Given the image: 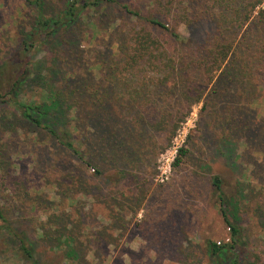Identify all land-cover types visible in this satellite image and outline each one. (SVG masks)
Listing matches in <instances>:
<instances>
[{"label":"rangeland","instance_id":"1","mask_svg":"<svg viewBox=\"0 0 264 264\" xmlns=\"http://www.w3.org/2000/svg\"><path fill=\"white\" fill-rule=\"evenodd\" d=\"M50 1L54 12L65 4V0ZM117 2L141 11L148 4V0ZM98 6L83 16V23L88 16L82 36L87 61L98 55L118 57L121 33L110 32L116 24L123 25L125 16L116 3ZM32 11L25 0H0V65L4 73L0 76V210L24 233L33 253L31 260L25 258L0 228V264H77V260L78 264H216L208 253V241L229 242L230 231L218 209L211 184L214 176L221 179L224 193L234 196L241 184L249 199L230 207L234 217L230 218L240 229V264H249L257 253L263 260L264 215L255 212L260 208L257 201H264V141L255 138L258 134L248 135V146L233 139L232 159L227 151H216L218 137L208 125L204 127L208 121L200 102L192 105L171 145L162 152L159 146L145 162L126 169L125 177L109 165L100 173L93 165H80L76 157L52 145L46 130L28 125L15 108V101L39 100L33 84L13 89L10 81L24 71L29 60L46 54L45 45L38 44L26 53L20 46L21 31L30 28ZM179 31L187 35L183 25ZM84 68L81 63L74 70L81 73ZM251 80L257 82V88L248 93L242 119L255 127L264 124V78L254 73ZM210 87L204 91V99ZM12 113L17 114L15 126L6 130L3 123L11 120ZM181 146L187 152L174 165ZM57 162L65 168H69L68 162L76 164L80 175H68L57 166L46 169L47 163ZM58 226L71 238L66 246H56ZM43 230L51 236L41 237ZM63 240L61 237L60 242Z\"/></svg>","mask_w":264,"mask_h":264},{"label":"trees","instance_id":"2","mask_svg":"<svg viewBox=\"0 0 264 264\" xmlns=\"http://www.w3.org/2000/svg\"><path fill=\"white\" fill-rule=\"evenodd\" d=\"M25 2L33 10L32 21L28 30L21 31L20 46L26 53L45 45L46 54L29 60L24 71L10 80L13 89L33 84L39 92L38 101H15V108L28 125L46 130L52 145L76 157L80 165H93L96 173L109 165L124 175L126 169L155 155L159 146L161 152L169 147L192 105L200 102L208 121L204 127L208 125L218 137L216 151L225 150L232 159L233 139L248 146L251 134H258L255 138L263 143L264 124L252 127L242 118L248 93L257 88L252 74L264 78V0H148L142 11L117 0H65L56 12L50 0ZM101 2L116 3L125 16L123 25L116 24L110 32L121 33L118 57L98 55L87 61L82 36L88 16L85 23L83 16L97 10ZM90 25L95 26L92 19ZM181 25L187 35L179 31ZM81 63L85 70L79 73L74 68ZM16 117L12 113L11 120L4 121L6 130L15 126ZM186 152L185 147H178L173 164ZM60 162L47 163L46 169L57 166L68 175H80L76 164L68 162L65 168ZM211 184L230 238L222 243L208 241V253L216 264H240V229L230 218V207L249 199L241 184L237 196L224 193L218 176ZM263 206L264 201H257L261 209L255 212L264 215ZM0 220L9 243L31 260L33 253L24 233L1 210ZM57 228L56 246H66L71 238L64 228ZM44 235L51 233L43 230ZM249 264H264V259L257 253Z\"/></svg>","mask_w":264,"mask_h":264}]
</instances>
